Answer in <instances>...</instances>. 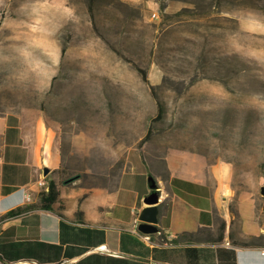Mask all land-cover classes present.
Here are the masks:
<instances>
[{
	"label": "rangeland",
	"instance_id": "obj_1",
	"mask_svg": "<svg viewBox=\"0 0 264 264\" xmlns=\"http://www.w3.org/2000/svg\"><path fill=\"white\" fill-rule=\"evenodd\" d=\"M25 108L55 132L58 181L132 147L165 177L177 153L231 228L264 232V0H0V112Z\"/></svg>",
	"mask_w": 264,
	"mask_h": 264
},
{
	"label": "crops",
	"instance_id": "obj_2",
	"mask_svg": "<svg viewBox=\"0 0 264 264\" xmlns=\"http://www.w3.org/2000/svg\"><path fill=\"white\" fill-rule=\"evenodd\" d=\"M163 163L165 177H158L132 147L119 167L89 174L94 179L60 182L54 175L62 165L61 150L43 115L27 108L0 112V217L38 203L40 192L48 190L37 183L41 179L53 181L58 191L55 211L30 209L0 218V256L36 264H264V232L255 240L240 235L251 236L247 214L238 229L231 228L234 215L225 212L219 187L191 174L177 153ZM148 173L160 195L158 232L145 235L137 227L150 193ZM182 235L187 237L174 245L163 244Z\"/></svg>",
	"mask_w": 264,
	"mask_h": 264
},
{
	"label": "water",
	"instance_id": "obj_3",
	"mask_svg": "<svg viewBox=\"0 0 264 264\" xmlns=\"http://www.w3.org/2000/svg\"><path fill=\"white\" fill-rule=\"evenodd\" d=\"M44 174L48 172L47 168L43 169ZM147 185L150 189V193L147 194L144 197V202L146 206L141 210L139 214V220L140 223L138 224L137 229L145 234H153L158 232V218H157V213H158V199H159V189L160 186L157 183V180L155 177L151 174H147ZM261 196L264 197V185L261 186ZM263 209H264V204H263Z\"/></svg>",
	"mask_w": 264,
	"mask_h": 264
},
{
	"label": "trees",
	"instance_id": "obj_4",
	"mask_svg": "<svg viewBox=\"0 0 264 264\" xmlns=\"http://www.w3.org/2000/svg\"><path fill=\"white\" fill-rule=\"evenodd\" d=\"M142 75H143V79L146 81L147 80L146 79L147 77H146V73L144 71L142 72ZM161 113H162V109H161V107H159V109H158V115H160ZM138 148L140 149V147H138ZM57 194H58V191L56 189V184H54L53 181H50L49 184H48V190L47 191L40 192L39 202L38 203L31 204L29 206L14 208V209L8 211L7 213H5L4 215H2L0 218L1 219L12 218V217L18 216V215H20V214H22V213L30 210V209H39V210H51V211H55L52 208L51 205L56 200ZM58 214H60V213H58ZM184 237H187V235H182L181 238H176V239H173V240H165V242L167 243V245H174V244L180 242L182 240V238H184ZM218 239H222V236L219 235L218 236ZM233 242L234 243H237L239 245H242V246H247V245H250L251 244L250 241L240 240L239 238H233ZM0 260L4 264H9V262L4 261L1 256H0Z\"/></svg>",
	"mask_w": 264,
	"mask_h": 264
},
{
	"label": "built area",
	"instance_id": "obj_5",
	"mask_svg": "<svg viewBox=\"0 0 264 264\" xmlns=\"http://www.w3.org/2000/svg\"><path fill=\"white\" fill-rule=\"evenodd\" d=\"M158 17H159V15L156 11H152V13L150 14L151 19H158ZM37 183L41 186H44L45 188L48 187V183L44 179L39 180ZM25 200H27V201L31 200V197L28 193H25ZM163 244L167 245L166 242H164Z\"/></svg>",
	"mask_w": 264,
	"mask_h": 264
}]
</instances>
